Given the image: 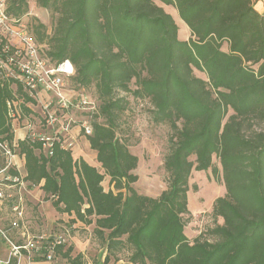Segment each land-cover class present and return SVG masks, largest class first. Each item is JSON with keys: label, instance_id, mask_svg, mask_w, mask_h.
Listing matches in <instances>:
<instances>
[{"label": "trees", "instance_id": "16d2710c", "mask_svg": "<svg viewBox=\"0 0 264 264\" xmlns=\"http://www.w3.org/2000/svg\"><path fill=\"white\" fill-rule=\"evenodd\" d=\"M5 3L13 18L28 12V0ZM36 5L54 15L50 33L42 23L31 26L42 57L50 65H73L74 90H95L99 104L86 138L99 169L73 160L59 143L47 155L40 143L25 138L17 141L25 182L35 186L44 180L42 191L56 197L57 211L94 226L93 236L107 251L102 264L123 259V253L131 264H264V129H255L264 124V14L250 0H36ZM164 7L177 12L188 40L179 39ZM119 93L146 101L151 122L169 127L166 188L156 198L133 188L138 158L117 133L129 105ZM8 99L20 100V107L34 102L21 88L13 96L0 83V140L10 142ZM206 171L225 190L211 210L220 222L189 239L184 234L191 217L189 179ZM105 179L113 190H104ZM71 252L66 245L56 249L67 262L80 264L81 256L71 259Z\"/></svg>", "mask_w": 264, "mask_h": 264}, {"label": "built area", "instance_id": "2783aa9c", "mask_svg": "<svg viewBox=\"0 0 264 264\" xmlns=\"http://www.w3.org/2000/svg\"><path fill=\"white\" fill-rule=\"evenodd\" d=\"M74 75V67L69 61L54 66L42 57L40 47L22 20L11 17L6 11L5 0H0V83L7 86L13 96L21 88L32 102L40 105V115L36 122H24L25 138L40 143L41 150L47 155L52 154L54 143H59L63 149L71 147V144L63 141L69 136L75 123V113L87 115L79 121L82 134L89 136L92 133L91 118L96 111V104L83 93L84 89L66 87ZM21 103L20 100L10 99L6 102V117L13 139L10 142L0 140V159L4 160L3 163L0 161V219L3 202L12 200L14 191L20 194L28 185L24 180L25 175L19 172L13 162L18 153L14 134L21 128L18 126L22 116ZM10 170L17 174H11ZM12 204L15 220L10 225L16 228L23 215L21 199ZM0 237L9 247L8 255L0 259V264H8L11 258L19 259L23 251L27 255L41 256L43 260L52 263L57 258V247L66 245L65 234L52 237L35 236L19 245L14 244L7 231L0 227Z\"/></svg>", "mask_w": 264, "mask_h": 264}, {"label": "rangeland", "instance_id": "374dc122", "mask_svg": "<svg viewBox=\"0 0 264 264\" xmlns=\"http://www.w3.org/2000/svg\"><path fill=\"white\" fill-rule=\"evenodd\" d=\"M5 1L8 2L9 0ZM155 2L158 5H161L158 1ZM164 9L169 11L170 8L164 7ZM174 16L176 17L175 14ZM20 19L22 20L31 35V26L37 22L45 25L47 32L50 33L53 26L54 15L49 10L38 7L36 5V0H28V12L23 15ZM184 29L188 28L184 24H182L180 30L181 32L179 34V37L181 39L183 36ZM194 74L198 77L204 78V75L196 70L194 71ZM66 87L71 88L70 83H67ZM83 93L88 97L90 101L94 102L96 105L99 104L95 90L92 86L89 88H84ZM119 94L120 96H125L127 98L129 105L128 109L120 116V119L118 121L117 133L119 137L128 140V143L130 145L129 151L138 158L137 169L134 171V173L138 177V180L133 185V187L140 194H145L148 196L158 195L162 190L166 188V174L163 169V158L168 150V137L170 133L169 127L167 125H154L151 122L150 115L148 113V109L150 106L146 101L133 99L132 96L123 93ZM33 102L34 105H37L35 101ZM20 108L22 116L18 126L22 127V120L24 121L26 119H29L32 122H36L40 115L39 108H37L34 113H28L27 111H25V106H21ZM78 116H82L81 118L84 119L87 115L82 113L78 114ZM97 121L101 122L102 119L98 118ZM255 129H264V124L256 125ZM0 161L1 163H3V158H1ZM212 163L215 167L220 169L219 162L215 157L212 158ZM194 186H196V191L193 189ZM22 191L24 190L22 189ZM224 194L225 190L222 181L220 179H214L210 171L192 173L191 178L189 179L188 191V208L190 210L191 217L184 229V234L189 239L196 238L200 234L205 233L206 229L212 228L220 222V220L214 219L212 217L211 210L214 200L217 197L223 196ZM22 195L25 196V192H22ZM15 201L16 203L19 202L18 195L15 197ZM13 205L11 204V207H7L5 209V212L3 211V214L1 215L3 218L6 219L7 215L13 214ZM47 205L51 207L53 206V202H51V200L49 199ZM20 208L22 209L23 215L25 216L27 208L25 206L24 200L22 199ZM37 216L38 220L35 218L31 220L35 221L39 225L37 230L39 231L37 232L38 234L31 233L28 236L25 235L22 237L19 235L17 230L23 227L24 222H26V220L24 219L23 222H18V227L13 231V233H11V231H8V228L5 225H3V228L1 225L0 226L5 231L7 230V234H9L8 236L14 244H23L26 239L33 237V235H68V232H66L65 229L58 227L55 228V230L53 231L41 232V230L44 229L41 227L42 224L39 221L41 220L39 212ZM5 221L6 220H3V223ZM79 232V234L83 235L81 231ZM209 240L213 241V238H210ZM94 242L99 243L98 239H95ZM126 255V253H123L122 258L124 259ZM59 264L63 263H61L60 261Z\"/></svg>", "mask_w": 264, "mask_h": 264}, {"label": "crops", "instance_id": "0c3cea01", "mask_svg": "<svg viewBox=\"0 0 264 264\" xmlns=\"http://www.w3.org/2000/svg\"><path fill=\"white\" fill-rule=\"evenodd\" d=\"M250 1L256 12H258L259 14H264V0H250ZM169 8H170L169 11L168 10L166 11L172 15L175 23L178 26V29H179L178 37H179L180 36L179 34L181 32L180 31L181 25L184 23L179 19L177 12L172 7H169ZM174 14L176 15V17L174 16ZM183 36H182V39L180 37L179 39L188 40V38L190 37V32L188 29L183 30ZM24 106L28 113L30 112L34 113L37 108H39L40 110L39 104L34 105V103L29 102V103H24ZM78 114H82V113L74 114L75 123L72 125L69 136L65 138L63 143L71 144V147L68 150L70 151V154L73 160L75 161L82 160L89 166L99 169L97 162H96V153L90 149L87 138L86 136L82 134V131L79 127V121L80 119H82L81 118L82 116H78ZM28 120L29 119L24 120L22 127L16 130L14 134V140L16 142L25 139L26 129L24 128V125H25L24 122ZM42 152L45 154L43 150ZM16 155L17 156L13 158V162L16 164L19 172L25 175L24 158L20 156L18 153H16ZM104 183L106 186L104 185ZM43 184H44V180H42L39 184L35 186H30L28 184L26 188L24 189V191H22V192H25V196L22 195V192L18 194L16 191H14L12 193L13 199L3 202L1 206V215L3 214V211L5 212V209L7 207H11L12 202H16L15 197L18 195L20 199L24 200L25 206L27 208V212L25 213V216L23 215V217L20 219L21 222H23V219L26 220V222H24V225L21 229L17 230L21 237L25 235L28 236L31 233L38 234L37 232L39 231L37 230H38L39 225L31 219L35 218L38 220L37 214L39 212V215L41 216V220L39 221L42 224L41 227L44 229V230H41V232L53 231L57 227L63 228L65 229L66 232H68V235L66 236V248L67 247L72 248V252L70 253L71 259H73L76 255H80L81 256L79 260L80 264H102L107 254V251H106V247L104 245H101L100 242L99 243L94 242V240L96 239L92 234L94 226L93 225L87 226L77 221L75 219L74 214L62 213V212L56 211L55 208H53V206L51 207L48 206L47 203L49 199L51 200V202L54 203V201L56 200V197L52 195L46 196L41 188ZM102 187L104 188V190L108 189V187L113 190L112 185L110 186L108 185L107 179L103 181ZM141 195H145V194H141ZM158 195H153L149 197L156 198L158 197ZM145 196H148V195H145ZM187 199H188V194H187ZM83 207H86V205ZM3 220H6V221L3 223ZM12 220H15L13 214L7 215L6 219L1 216V219H0V225L2 226V228L4 227L3 225H5L8 228V231H11V233H13V231L17 228V227L16 228L11 227L10 223ZM79 231H81L83 235L79 234L80 233ZM42 234H45V233H42ZM56 235L57 234H52L48 237H52ZM33 237H35V235H33ZM0 241H1L0 259H4L8 255L9 247L3 241L2 238L0 239ZM57 257L58 258H56V261L50 263V262L43 260L41 256L34 255V254L27 255L23 251L22 256L19 259H17V264H59L60 261L63 264H71L70 262H67L66 259H63L58 255ZM107 264H131V263L127 262L125 259H120L119 261H116V262L111 260Z\"/></svg>", "mask_w": 264, "mask_h": 264}]
</instances>
